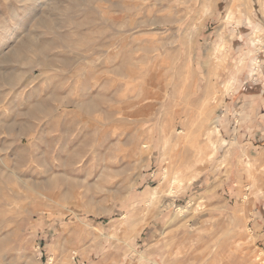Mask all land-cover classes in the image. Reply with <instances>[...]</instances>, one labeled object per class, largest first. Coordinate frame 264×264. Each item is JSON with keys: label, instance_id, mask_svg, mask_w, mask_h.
I'll list each match as a JSON object with an SVG mask.
<instances>
[{"label": "rangeland", "instance_id": "374dc122", "mask_svg": "<svg viewBox=\"0 0 264 264\" xmlns=\"http://www.w3.org/2000/svg\"><path fill=\"white\" fill-rule=\"evenodd\" d=\"M210 4L0 0V264H264V0Z\"/></svg>", "mask_w": 264, "mask_h": 264}, {"label": "bare ground", "instance_id": "6f19581e", "mask_svg": "<svg viewBox=\"0 0 264 264\" xmlns=\"http://www.w3.org/2000/svg\"><path fill=\"white\" fill-rule=\"evenodd\" d=\"M212 1H214V0H204V4L205 5H209ZM118 5V4H117ZM211 5V4H210ZM116 7V6H115ZM117 8V7H116ZM119 10V9H118ZM97 21L95 20V18L94 17H90V18H87L86 19V21H85V24H87V26H93L95 23H96ZM104 23L105 24H107L108 23V21H107V19L106 20H104ZM41 26V25H40ZM48 27V26H47ZM81 28V26H78V29H80ZM31 41V40H30ZM25 43V42H24ZM27 44V43H26ZM93 45V43H92V41H90V42H88L87 43V46H92ZM40 47V46H39ZM23 51V50H22ZM30 60V59H29ZM3 78V77H2ZM58 87V86H57ZM73 89V88H72ZM55 100V99H54ZM82 104V103H81ZM51 105V102L49 101V100H44L43 102H39V104L37 105L36 104V106L35 107H33V108H31L30 110H29V115L30 116H33V115H36V113H40V114H43L44 112H46V110L47 109H49L48 107ZM94 105V104H93ZM89 106V104L87 105L86 104V107H88ZM57 107H59V106H57ZM61 107V106H60ZM59 107V108H60ZM90 108H91V106H89ZM80 108H82L81 106H80ZM80 110V109H79ZM87 110H89V108H87ZM83 112H85V111H83ZM102 124V123H101ZM71 125V124H70ZM59 126V125H58ZM48 127H50V126H48ZM68 128V127H67ZM63 135H64V132H63ZM67 135V134H66ZM84 136V135H83ZM69 140V139H68ZM69 143V142H68ZM73 146V145H72ZM47 148V147H46ZM36 150V149H35ZM40 151V150H39ZM27 153V152H26ZM14 154V153H13ZM45 156V155H44ZM68 156H70V155H68ZM67 156V157H68ZM81 156V155H80ZM39 160V159H38ZM186 162H187V164L184 166V169L186 170V169H191L192 167H193V165H194V163L196 162L195 160H191V159H189V160H186ZM185 162V163H186ZM174 166L175 167H178V169L181 167V165H177L176 163H174L173 165H172V167L174 168ZM183 169V170H184ZM182 170V171H183ZM179 173V172H178ZM177 173V174H178ZM32 175V174H31ZM179 175V174H178ZM174 179H177V176L175 175L174 176Z\"/></svg>", "mask_w": 264, "mask_h": 264}]
</instances>
